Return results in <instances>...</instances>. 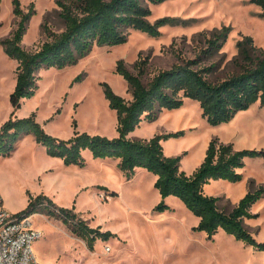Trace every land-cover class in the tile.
<instances>
[{"label": "rangeland", "instance_id": "rangeland-1", "mask_svg": "<svg viewBox=\"0 0 264 264\" xmlns=\"http://www.w3.org/2000/svg\"><path fill=\"white\" fill-rule=\"evenodd\" d=\"M25 12H34L22 46L37 51L47 40L42 25L53 31L64 30L61 8L56 0H20ZM150 21L168 17L174 21L160 28L161 35L151 37L132 31L125 44L95 46L75 66L63 70L43 69L37 95L23 102L16 111L19 118L35 114L45 130L61 139L79 132L118 136L117 113L105 98L102 83L127 100L132 99L125 79L116 73L119 60L136 72L137 61L147 64L145 81L175 65L196 61L194 68H211L208 77L220 81L238 69L237 43L253 38L258 54L264 48V18L261 8L251 0H169L152 5ZM13 0H0V41L17 27ZM231 27L225 43L213 44ZM18 62L11 59L0 43V127L11 117L10 96L17 79ZM81 75L79 82L73 80ZM183 131L178 138L163 140L167 156H181V170L187 175L201 166L212 139L233 144L235 150L264 151V105L256 103L240 111L228 123L212 126L203 117L199 102L185 99L178 110H165L152 122H142L132 139H151L158 134ZM86 165L65 166L59 158L47 154L33 136H26L9 157L0 156V200L4 209L19 213L29 204V194H45L57 205L74 208L91 227L111 236L100 238L90 251L61 220L36 213L34 225L43 232L33 248L43 264H264V251L246 246L220 231L213 239L196 231L199 219L175 196L165 200L155 188L156 176L138 168L127 179L118 168V160L94 159L84 152ZM240 183L211 180L205 193L220 198L219 206L232 211L251 190L264 187V157H247L238 170ZM115 192V193H113ZM4 200V201H3ZM165 202L169 209L156 207ZM256 217L245 226L259 242H264V197L255 204Z\"/></svg>", "mask_w": 264, "mask_h": 264}, {"label": "trees", "instance_id": "trees-1", "mask_svg": "<svg viewBox=\"0 0 264 264\" xmlns=\"http://www.w3.org/2000/svg\"><path fill=\"white\" fill-rule=\"evenodd\" d=\"M167 1L56 0L61 8L64 30L55 32L44 23L42 29L47 40L37 51L30 52L22 42L34 12H25L20 0H13L17 27L0 43L6 54L18 62V67L16 85L10 96L13 113L0 127V156H11L22 139L31 135L46 148L49 156L61 159L65 166L84 167V152L87 151L94 159L118 160V168L129 180L136 175L138 168H144L157 177L155 188L164 200L169 196L179 198L199 219L196 231L206 233L210 240L224 231L246 246L264 251V242L257 241L245 226L246 219L256 217L251 209L264 197L263 186L251 189L230 212L219 206V197L205 193V186L211 180L242 182L243 175L238 170L244 167L245 159L264 157V151H238L233 144L214 138L201 166L193 175H187L181 170L183 155L167 156L163 146V140L181 137L183 131L158 134L149 140L129 137L142 122L152 123L165 110L181 109L185 99L199 102L203 117L212 126L230 122L238 112L258 102L264 105V48L253 54V38L246 37L237 43L238 70L220 81L208 77L211 68H194L196 61L175 65L145 81L147 64L144 61H137V71L133 72L124 60H119L116 73L127 82L132 99L117 94L108 83L101 84L110 108L117 113L118 136L114 138L79 132L75 128L73 137L61 139L49 134L35 114L23 118L15 116L25 100L37 95L41 70L75 66L95 46L125 44L132 31L159 37L160 28L174 20L165 17L152 23L151 6ZM251 3L261 8L260 17L264 18V0H251ZM230 31L231 27L226 28L212 43L217 45L221 40L225 43ZM81 78V75L77 76L72 85ZM167 209L169 206L165 202L156 207L159 212ZM36 213L61 220L73 234L85 241L90 251H94L98 239L112 235L110 231L102 232L100 227H91L74 208L61 207L45 194H29L28 206L18 214L32 216Z\"/></svg>", "mask_w": 264, "mask_h": 264}, {"label": "built area", "instance_id": "built-area-1", "mask_svg": "<svg viewBox=\"0 0 264 264\" xmlns=\"http://www.w3.org/2000/svg\"><path fill=\"white\" fill-rule=\"evenodd\" d=\"M43 235L33 216L12 213L0 200V264H43L33 248Z\"/></svg>", "mask_w": 264, "mask_h": 264}, {"label": "crops", "instance_id": "crops-1", "mask_svg": "<svg viewBox=\"0 0 264 264\" xmlns=\"http://www.w3.org/2000/svg\"><path fill=\"white\" fill-rule=\"evenodd\" d=\"M157 178V177H156ZM4 201V200H3ZM26 208V204L24 206H22L18 211H22Z\"/></svg>", "mask_w": 264, "mask_h": 264}]
</instances>
